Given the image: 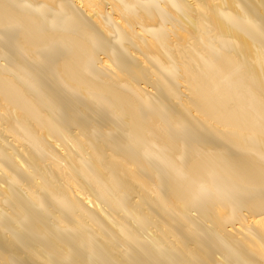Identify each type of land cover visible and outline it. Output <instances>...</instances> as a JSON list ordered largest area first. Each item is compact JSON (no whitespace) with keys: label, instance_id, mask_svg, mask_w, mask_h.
I'll return each instance as SVG.
<instances>
[{"label":"bare ground","instance_id":"6f19581e","mask_svg":"<svg viewBox=\"0 0 264 264\" xmlns=\"http://www.w3.org/2000/svg\"><path fill=\"white\" fill-rule=\"evenodd\" d=\"M0 264H264V0H0Z\"/></svg>","mask_w":264,"mask_h":264}]
</instances>
